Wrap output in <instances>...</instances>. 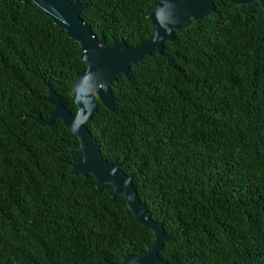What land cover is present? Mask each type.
<instances>
[{"label": "trees", "instance_id": "trees-1", "mask_svg": "<svg viewBox=\"0 0 264 264\" xmlns=\"http://www.w3.org/2000/svg\"><path fill=\"white\" fill-rule=\"evenodd\" d=\"M105 45L152 31L156 0H81ZM176 39L132 62L86 124L102 156L128 174L151 217L175 232L157 264H264V6L216 0ZM79 43L31 0H0V264H111L153 232L93 173L61 118L86 68Z\"/></svg>", "mask_w": 264, "mask_h": 264}, {"label": "water", "instance_id": "water-1", "mask_svg": "<svg viewBox=\"0 0 264 264\" xmlns=\"http://www.w3.org/2000/svg\"><path fill=\"white\" fill-rule=\"evenodd\" d=\"M26 1V0H18ZM56 25L67 31L82 50V59L86 68L79 71L73 81L71 94L78 110L75 114L68 111L62 102V97L52 88L44 96L53 108L46 119L40 114L34 119L42 125L50 124L54 119L61 118L79 137L73 147L82 150L80 160L72 166L75 174L93 173L98 185L111 183L114 193H121L143 225L153 232L152 242L135 253L126 254L119 263L111 264H157L165 262L158 255V249L169 240L175 232L168 233L161 222L154 220L141 201L134 184L133 174H128L118 163L111 162L102 156L101 145L97 137L87 126L98 110L99 100L110 110L115 109V98L111 83L119 75L129 77V67L132 62L154 51L161 52L165 41L176 39L175 31L184 32L192 20L207 17L216 11V0H156L149 18L152 31L148 38L134 45H128L121 38H114L111 44L105 45V39L98 38L92 27L82 17L81 12L87 7V2L81 0H31ZM237 4H247L255 0H231ZM264 6V0H258Z\"/></svg>", "mask_w": 264, "mask_h": 264}]
</instances>
